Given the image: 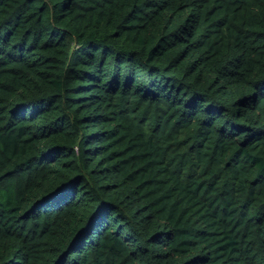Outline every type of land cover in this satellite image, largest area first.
I'll use <instances>...</instances> for the list:
<instances>
[{
    "label": "trees",
    "instance_id": "1",
    "mask_svg": "<svg viewBox=\"0 0 264 264\" xmlns=\"http://www.w3.org/2000/svg\"><path fill=\"white\" fill-rule=\"evenodd\" d=\"M0 264H264V0H0Z\"/></svg>",
    "mask_w": 264,
    "mask_h": 264
}]
</instances>
